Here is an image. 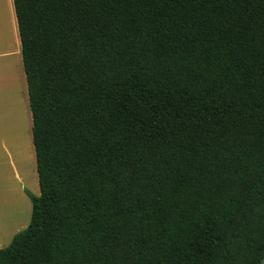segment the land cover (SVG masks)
Listing matches in <instances>:
<instances>
[{
    "label": "trees",
    "instance_id": "obj_1",
    "mask_svg": "<svg viewBox=\"0 0 264 264\" xmlns=\"http://www.w3.org/2000/svg\"><path fill=\"white\" fill-rule=\"evenodd\" d=\"M41 194L0 264H259L264 0H14Z\"/></svg>",
    "mask_w": 264,
    "mask_h": 264
},
{
    "label": "rangeland",
    "instance_id": "obj_2",
    "mask_svg": "<svg viewBox=\"0 0 264 264\" xmlns=\"http://www.w3.org/2000/svg\"><path fill=\"white\" fill-rule=\"evenodd\" d=\"M13 75V74H12ZM9 84L7 86V92H3L2 95H0L1 103L4 104L5 107L2 108L1 114H5L8 116L7 121L2 124V121L0 119V131L2 133H5L6 130L16 128V121L17 119L16 115L20 110L23 108V110H26L29 116V132L25 135V138H27L32 155H33V161L31 167L22 173V179L19 181V183L16 182L12 183L10 187L11 189H8L9 185V178L8 173L11 172V176L13 173V166H9L10 163H15L16 169L18 172V151H17V142L16 139L11 137L10 139L13 142V146L3 148H0V161H1V172H0V226L5 229L4 235L5 238H2L0 240V248H5L9 245V242L11 241L14 234L18 233L19 231L26 228L31 220V214H32V202L29 196L26 193V190L30 191L36 196H40L41 190H40V184L38 179V171H37V163H36V155H35V148L33 144V134H32V128H33V120H32V113L29 106H25L23 103L15 102V99H13L12 94L17 92L18 88L21 86V84L18 82V85L15 84V77H11ZM17 79L19 81V77L17 76ZM9 105V106H6ZM8 113V114H7ZM1 116V115H0ZM13 117V118H12ZM18 123V122H17ZM15 143V144H14ZM11 148V150H10ZM8 153L10 154L11 158L8 160ZM14 161V162H13ZM8 163V164H7ZM22 169V168H21ZM35 173V178L33 177V174ZM31 174V175H30ZM18 175V173H17ZM8 183V184H7ZM11 191V192H10ZM17 191V193H16ZM13 193V194H12ZM12 194V195H11ZM12 196V200H10V197ZM17 197V198H16ZM19 198L20 202L23 204L22 209L18 208L16 206V200ZM4 215L7 217L10 215L11 220H7L8 218H4ZM1 229V228H0Z\"/></svg>",
    "mask_w": 264,
    "mask_h": 264
},
{
    "label": "crops",
    "instance_id": "obj_3",
    "mask_svg": "<svg viewBox=\"0 0 264 264\" xmlns=\"http://www.w3.org/2000/svg\"><path fill=\"white\" fill-rule=\"evenodd\" d=\"M13 76L15 77V84L18 85V82H19L21 86L18 88L17 92L12 94V96L10 97L15 99V102L23 103L27 107L29 106L28 104H30V99H29L28 84H27L26 72H25L24 61H23L22 41H21L20 32H19L18 19L16 15L14 0H0V95H2L3 92H7L6 91L7 86L9 84L10 79L12 80L11 77ZM17 76L19 77V81L17 79ZM1 101L2 100L0 98V112L2 108L5 107L4 104L1 103ZM6 106H9V105H6ZM5 114L0 113L1 115L0 119L2 121V124H4V122H6L8 118V116ZM23 114L26 117V122L28 126V131H29L30 119H29L28 113L26 110H23ZM15 121H16V125H15L16 128L9 129L8 131L6 130L5 133H2V131H0V148L1 147L6 148L9 146L11 147L13 146V142L10 139L11 137L15 138L16 142L18 143L20 130H19V124L17 123L18 120L15 119ZM18 145L19 144H17L16 148L18 147ZM10 158L11 156L8 153V160H10ZM29 161L30 163L27 161L28 164L26 163L24 164V168H23L24 172L28 170L32 165L31 164L33 161L32 153L30 155ZM8 165L13 166L12 176L10 174L11 172H9L7 175L9 178L8 179L9 180L8 189L10 190L11 189L10 182L12 180V182L14 181L13 183H15V181L17 180L18 172H17L15 163H10ZM0 166H1V161H0ZM0 172H1V168H0ZM22 173L20 177H22ZM33 177L35 178V173L33 174ZM38 179H39V176H38ZM10 200H11V197H10ZM21 204L22 203H20V205ZM16 206L19 208L18 204H16ZM4 218H8L7 220H11L10 215L8 217L4 215L2 219ZM0 228H1L0 229V240H1L2 238H5L6 236L4 235L5 229L1 226ZM16 234L13 235L9 244L12 242Z\"/></svg>",
    "mask_w": 264,
    "mask_h": 264
},
{
    "label": "bare ground",
    "instance_id": "obj_4",
    "mask_svg": "<svg viewBox=\"0 0 264 264\" xmlns=\"http://www.w3.org/2000/svg\"><path fill=\"white\" fill-rule=\"evenodd\" d=\"M5 56H7V55H5ZM1 57H2V55H1ZM16 117H17V120H18L19 130H20L19 131V138H18L19 141L17 143V144H19L18 147H17L18 158H19L18 164H17V167L19 168L18 169V175H17V182L19 183V181L22 179V177H20V175L23 172L22 170H24L23 169L24 168V164L25 163L28 164V162L30 163L29 160H30V155H31L32 151H31V147H30V144H29L27 138H25V135L29 131H28V126H27V122H26V117L23 114V109L20 110V112L18 113V115ZM16 193H17V191H16ZM11 200H12V196H11ZM16 201H17L16 203L18 204V206H19V208L21 210L22 209V204L20 205L21 202H20L19 198Z\"/></svg>",
    "mask_w": 264,
    "mask_h": 264
},
{
    "label": "water",
    "instance_id": "obj_5",
    "mask_svg": "<svg viewBox=\"0 0 264 264\" xmlns=\"http://www.w3.org/2000/svg\"><path fill=\"white\" fill-rule=\"evenodd\" d=\"M259 264H264V257L261 259V261L259 262Z\"/></svg>",
    "mask_w": 264,
    "mask_h": 264
}]
</instances>
